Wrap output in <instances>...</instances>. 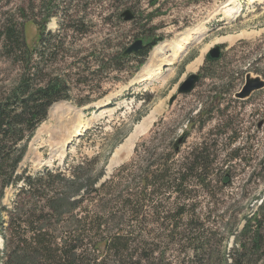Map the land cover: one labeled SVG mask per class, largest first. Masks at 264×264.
I'll list each match as a JSON object with an SVG mask.
<instances>
[{
    "label": "rangeland",
    "instance_id": "1",
    "mask_svg": "<svg viewBox=\"0 0 264 264\" xmlns=\"http://www.w3.org/2000/svg\"><path fill=\"white\" fill-rule=\"evenodd\" d=\"M127 9L135 14L131 21L121 16ZM35 22L45 26V37L57 35L64 45L37 74L40 56H32L30 82L69 74L72 99L51 107L18 171L36 175L63 168L68 155L75 159L73 170L94 151L108 157L95 185L107 183L104 191L113 202L102 230L133 242L127 251H93L91 263L232 264L241 231L264 199V124L258 128L264 88L246 99L235 97L247 74L264 79V0H0V100L24 77L22 63L3 49L5 31L23 27L34 48L41 32ZM137 39L156 45L147 57L124 56ZM215 46L222 47V56L209 61L206 54ZM200 56L201 65L190 70ZM193 72H202L196 88L170 104L180 81ZM80 73L87 79L82 85L75 75ZM150 117V127L126 152L136 126ZM87 129L95 130L94 137L80 139ZM197 148L214 160L205 182L198 181V169L188 170L181 191L151 185L149 199L141 200L139 178L147 167L157 162V170L167 165L170 174L184 177L179 169L193 161ZM22 185L7 187L2 204L12 207ZM102 205L95 201L91 209L104 212ZM136 208L139 223L132 215ZM4 245L0 235V250Z\"/></svg>",
    "mask_w": 264,
    "mask_h": 264
},
{
    "label": "trees",
    "instance_id": "2",
    "mask_svg": "<svg viewBox=\"0 0 264 264\" xmlns=\"http://www.w3.org/2000/svg\"><path fill=\"white\" fill-rule=\"evenodd\" d=\"M50 17L51 14L48 20ZM35 23L41 30L36 47L30 48L27 45L24 28H19L18 25L8 26L3 40L4 51L10 53L14 61L22 63L24 77L18 86L0 100V235L5 244L4 250H0V264H90L93 251L117 248L127 251L133 242L128 235L112 237L102 230L106 223L103 219L105 212L109 205L113 207V202L108 198V192L104 191L107 183H103L100 188L95 185L108 157L103 152L94 151L91 158L86 157V161L79 162L73 170L74 158L71 162V155H68L63 168H46L36 175L18 171L29 141L48 118L51 107L56 102L72 99L69 74L57 75L44 84L32 85L30 82L29 72L32 68L29 62L32 56L36 53L40 56V62L34 68L37 74L42 70L41 63L52 55L57 56L64 45L63 41L55 39L57 35L48 33L45 37V26ZM154 43L147 44L136 55L147 57L156 45ZM121 59L123 61L128 58L120 57ZM98 67L101 69L102 64ZM82 73L75 74L81 85L87 82ZM77 103L82 106L91 101ZM94 131L87 129L79 137H94ZM93 141L92 146H95L96 142ZM142 146L144 153H147L149 148L145 143ZM174 155L176 154L171 153L170 156ZM154 163L139 178L143 187L139 192L142 201L149 199L147 189L151 185L163 187L167 184L165 189L181 191V187L188 181L184 176L188 170L198 169V181L205 182L203 174L209 166L214 165V160H210L205 149L197 148L193 161L186 166L184 163L182 169H179L184 176L181 178L170 174L167 165L157 170V162ZM126 168L127 166L121 168L119 173ZM21 182L23 185L12 207L3 205L1 201L5 196V189ZM119 194L116 193L118 198L123 196ZM95 201L103 204L101 209L104 212L91 209ZM138 211L137 208L132 211L136 220L139 217ZM119 243L121 247H117ZM233 257L232 264H264V199L254 216L244 225Z\"/></svg>",
    "mask_w": 264,
    "mask_h": 264
},
{
    "label": "water",
    "instance_id": "3",
    "mask_svg": "<svg viewBox=\"0 0 264 264\" xmlns=\"http://www.w3.org/2000/svg\"><path fill=\"white\" fill-rule=\"evenodd\" d=\"M121 16L123 17L124 21H131L135 18V14L131 9L125 10ZM145 47L144 42L142 39L135 40L130 46H128L125 51L123 52L124 56L130 54H136L139 51L143 50ZM221 46H215L209 50L206 54V59L210 61H217L221 58ZM200 72H193L183 78L177 88L176 95L170 97L169 103L172 104L180 94H190L197 86V84L201 80ZM264 88V79L261 76H254L252 77L251 74H247L246 81L243 87L235 94V97L238 99H246L252 95L255 91L261 90ZM264 124V120L259 123L258 128H262ZM178 151V149H177ZM115 158L112 159V164H114ZM111 164V165H112Z\"/></svg>",
    "mask_w": 264,
    "mask_h": 264
},
{
    "label": "bare ground",
    "instance_id": "4",
    "mask_svg": "<svg viewBox=\"0 0 264 264\" xmlns=\"http://www.w3.org/2000/svg\"><path fill=\"white\" fill-rule=\"evenodd\" d=\"M236 37L234 38H230V41H234ZM176 53L178 54V51H176ZM202 56H200L199 58H197L196 60H194L188 67L190 70H196L202 63ZM154 118V117H153ZM152 121V117L146 119L145 121H143V123L140 126H136L133 134L131 135V137L126 141L125 146L123 147V149L129 153V151H132V148L135 144L136 139L138 138V136L143 133L144 131H146L151 124ZM82 129V125L80 124L77 129H76V135H79L80 133H82L81 131ZM53 142V144L55 145V141L51 140ZM119 155V153H118ZM115 160H118V157L115 158ZM115 162V161H114ZM49 163V162H47Z\"/></svg>",
    "mask_w": 264,
    "mask_h": 264
},
{
    "label": "flooded vegetation",
    "instance_id": "5",
    "mask_svg": "<svg viewBox=\"0 0 264 264\" xmlns=\"http://www.w3.org/2000/svg\"><path fill=\"white\" fill-rule=\"evenodd\" d=\"M200 74H201V77H202V72H200Z\"/></svg>",
    "mask_w": 264,
    "mask_h": 264
}]
</instances>
